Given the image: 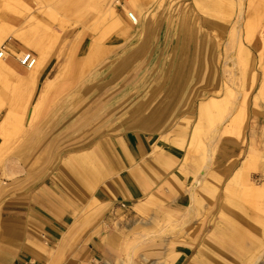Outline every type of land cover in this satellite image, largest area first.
Here are the masks:
<instances>
[{"label":"rangeland","instance_id":"1","mask_svg":"<svg viewBox=\"0 0 264 264\" xmlns=\"http://www.w3.org/2000/svg\"><path fill=\"white\" fill-rule=\"evenodd\" d=\"M8 1L0 0V12L5 13L2 17L21 32L31 30L32 39L49 57L50 66L40 77L38 89L30 101L24 97L26 87L18 79H12L10 86L0 93V123L8 113L12 114L6 130L7 148L0 158V239L7 215L6 205L17 196L20 188L31 187L52 175L60 178L70 175L81 188H90V184L96 186L90 173L98 167L95 161L79 163L77 156L94 155L100 148L104 153L109 151L108 136L126 119L152 112L165 113L171 100L184 99L185 92L188 88L193 89V83L198 80V87L204 92L194 97L196 112H190L192 116L187 118L191 120L187 141L195 127L202 132L197 149L189 153L187 148L186 151L189 162L198 159L204 164L210 153H215L219 142L227 138L222 132L227 122L216 110L212 111L210 121L206 119L198 125L201 103L211 97L221 99L222 89H227L233 95L232 100L227 98L229 102L239 105L247 92L245 77L248 79L257 72L258 82L249 97V110L258 89L264 84V0H135L142 13L138 18L141 30L136 27V32L131 30L134 26L124 10H132L127 0H55L45 9L34 0H20L32 8V13L18 8L22 13V24H16L13 19L18 15L5 8ZM109 6L116 9L119 22L98 21ZM211 13L220 14L222 21L211 18ZM160 29L164 30L161 35ZM166 30L171 33L167 42ZM251 34L253 39L249 43ZM95 39L101 42V51L94 61L86 64L83 59ZM179 41L183 51L176 61L174 56ZM4 44L9 62L17 67H20L18 58L22 54H40L36 48L21 50L16 41ZM156 44V59L151 62ZM243 45L250 52L246 68L245 59L240 56ZM197 51L204 60L200 68L196 63ZM13 52L19 56H14ZM185 53L190 56L188 62L182 61L187 57ZM165 56L170 57L165 61ZM158 58L163 61H157ZM203 66H213L214 73L208 77ZM212 75L215 80L211 86ZM50 80L54 86L43 96V87ZM194 89H197L196 84ZM217 89L221 90L218 95ZM193 96L190 94L189 97ZM34 105L39 111L37 117H32ZM181 121L178 118L172 127ZM249 129L248 119L245 134ZM262 135L264 137V129ZM0 139L2 143L1 136ZM258 155V170L251 174L256 185L264 181L256 178L259 168L264 165V151ZM223 196L228 202H232L231 198L236 200L234 202L264 223V215L254 213L251 209H255L241 201V197L235 198L226 192ZM93 208L90 207L92 211ZM138 214L148 220L143 212ZM154 225L156 230H162L164 227L176 229L180 224L172 220L155 221Z\"/></svg>","mask_w":264,"mask_h":264},{"label":"crops","instance_id":"2","mask_svg":"<svg viewBox=\"0 0 264 264\" xmlns=\"http://www.w3.org/2000/svg\"><path fill=\"white\" fill-rule=\"evenodd\" d=\"M140 25V21L133 24L134 32L136 27L141 30ZM160 31L159 35L164 30ZM169 35L166 30L165 42ZM156 46L151 62L156 59ZM182 51L179 41L176 61ZM185 57L182 61L188 62L190 56L185 53ZM202 62L197 51L199 68ZM204 69L208 77L214 73L213 66ZM198 86L197 80L184 99L175 98L180 109L177 107L178 114L165 129H142L144 122L161 112L133 115L117 126L106 141L109 151L98 150L111 165L108 178L100 185L81 188L68 174L64 178L48 176L20 188L6 205L0 264L29 260L38 264H264L263 221L240 205L248 219L233 216L238 204L232 207L223 196L246 155L252 149L264 151V102L256 106L252 100L245 139H222L204 168L198 159L186 162L187 148L180 149L164 139L178 118L196 112L194 97L204 92ZM259 169L256 178L261 181L264 165ZM199 176L201 182L196 184ZM172 220L179 228L155 229V221ZM32 247H45L46 256H38Z\"/></svg>","mask_w":264,"mask_h":264},{"label":"bare ground","instance_id":"3","mask_svg":"<svg viewBox=\"0 0 264 264\" xmlns=\"http://www.w3.org/2000/svg\"><path fill=\"white\" fill-rule=\"evenodd\" d=\"M37 5L43 7L42 9H45L47 4L54 2L55 0H34ZM128 5L132 10L124 9L126 11L127 17L130 18L131 15H135L137 17V23L139 22L138 18L141 17L142 13L137 8V4L135 0H127ZM19 7H23L28 13H32V8H30L27 5H23V3L20 0H10L5 4V8L11 10V12H14L18 15L17 18H14L13 21L16 24H22V13L19 11ZM220 6L218 5V8ZM1 8V5H0ZM18 9V10H17ZM21 9V8H20ZM0 12V93L2 89L8 88L10 86V82L12 79H18L20 82H22V85L26 87V91L24 92V97L27 101H30L35 91L38 89L40 77L44 73L46 67L48 66L50 59L47 55H45L42 51H40V44L34 41L31 37V30L28 32H21V29L17 28L16 26H13L6 22L4 20L5 13L1 14ZM211 18L217 19L222 21V18L219 15H216L215 13H211ZM105 20H110L113 23L119 22V17L117 14L116 9L113 6H109L107 12L104 15H101L98 17V21L103 22ZM35 25V24H34ZM133 25V23H132ZM134 31V29H131ZM251 39H248V42H252V34ZM7 41H16L20 43V49L25 50L36 48L38 52L40 53L39 56L34 55L35 57V66L32 69H22L23 72L20 73L18 71L17 66L15 64H12L9 62V58L7 55V52L3 50V47H6L4 44ZM39 47V48H38ZM7 48V47H6ZM102 48L101 42L97 39L93 40L90 44L88 53L86 57L83 59L86 64L91 63L95 60L96 56L100 53ZM241 52L240 56L245 59V68L249 64L250 59V52L247 49L245 45L240 46ZM29 53V52H28ZM14 56H19V53L13 52ZM81 63V62H80ZM77 63L78 66L81 64ZM258 82V73L253 72L252 75L247 79L245 77V85H246V94L243 97V100L240 102L239 105L232 103L231 100L233 99L232 93L226 89H222L223 96L221 99H216L214 97H211L210 99L204 101L201 103L200 108L198 110V122L197 124H202L206 119H211L212 111H219V114L224 118V121L227 122L226 127L223 128L222 132L224 134V137L228 138H237V139H245V129L246 125L248 123L249 119V97L252 91L256 88ZM214 85V83H213ZM54 86L53 80L48 81L47 85L43 87V96L46 93V91L52 89ZM177 87V86H176ZM243 87V86H242ZM219 89V88H218ZM216 92V95H218L221 90ZM42 96V97H43ZM230 98V102L227 98ZM228 100V101H227ZM254 102L255 105L258 106L259 102H264V84L258 89V93L254 96ZM178 102H170V109L167 108V112L156 114L151 121L144 122V127L142 129L153 131L157 129H165L171 124V121H173L175 115L178 114V108L180 107L176 106ZM231 103V105H230ZM28 105L24 107L23 109V115H25L26 110L28 109ZM185 105V104H181ZM237 106V107H236ZM178 107V108H177ZM237 109H236V108ZM2 107L0 106V111ZM32 117L38 116L39 111L37 110V106L34 105L32 109ZM12 114L11 112L6 115V117L3 119V121L0 123V136L3 138V142L0 144V158L2 157L4 151L7 148L8 139L6 138V130L7 126L11 122ZM191 123V120L184 118L182 121L172 129L170 134L165 137L164 139L173 146H176L180 149L188 148L189 153L192 150L197 149V145L200 143V136L202 130L199 129V127H195L192 131V134L190 136L189 142L187 141V130L189 128V125ZM218 130V129H217ZM218 132V131H217ZM215 150V149H214ZM209 152V150L207 151ZM189 153L186 157V162L188 163L190 160ZM214 152H211L209 155V160L204 161V168L208 167V163L213 159ZM101 158V159H100ZM77 160L79 163H85L90 164L95 161L96 167L93 171L90 170V173L92 174L94 178V184L98 186L101 182H103L106 178L109 176V171L111 169V165L109 163H105V159L100 156V154L95 152V154L91 153H85L82 155L77 156ZM260 156L258 155V152L256 149H252L246 157L243 159L241 166L236 170V172L233 174L231 179L228 181L225 192L226 194L233 196L236 198V196L241 197V201H244L248 203L247 205H251L250 207H253L255 210L254 213L257 214H263L264 215V181L261 182L260 185H256L252 182L251 174L253 171L258 170V165L260 163ZM264 160V159H262ZM99 164V165H98ZM92 171V172H91ZM201 182L200 176L199 178L196 177V184H199ZM232 202H229V204L234 207L238 202H234L236 200L230 199ZM233 211V216H245V211L238 205ZM194 209H191L189 214ZM248 219V218H247ZM227 222L230 220L229 217H227ZM32 250L34 253H36L40 257L46 256L45 247H38L33 248Z\"/></svg>","mask_w":264,"mask_h":264},{"label":"built area","instance_id":"4","mask_svg":"<svg viewBox=\"0 0 264 264\" xmlns=\"http://www.w3.org/2000/svg\"><path fill=\"white\" fill-rule=\"evenodd\" d=\"M130 21L133 24H137V17L135 15H131L130 16ZM4 51H8V49L6 47H3ZM34 54L32 53H24L22 54V56L20 58H18V62L21 66L27 68V69H32L35 66V58H34ZM25 264H38V262L36 260H29L27 263Z\"/></svg>","mask_w":264,"mask_h":264}]
</instances>
